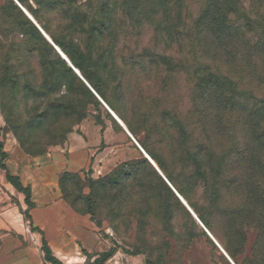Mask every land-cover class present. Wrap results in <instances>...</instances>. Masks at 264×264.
Here are the masks:
<instances>
[{
	"label": "rangeland",
	"instance_id": "374dc122",
	"mask_svg": "<svg viewBox=\"0 0 264 264\" xmlns=\"http://www.w3.org/2000/svg\"><path fill=\"white\" fill-rule=\"evenodd\" d=\"M72 1V8L80 5L87 12L86 24L99 18L101 0ZM116 2L114 37L106 39L96 28L90 38L84 24L80 38H74L108 57L106 65L122 75L128 106L118 108L135 128L136 137L130 134L140 147L169 164L194 155L208 164L228 210L219 216L220 228L208 220L231 261L264 264V110L258 103L264 99V53L189 52L164 40L156 27L161 20L141 3ZM15 5L0 0V206L11 205L20 231H0V264H230L200 227L193 228L196 238L189 244L170 241L167 246L162 240L170 232L153 221L146 229L150 241L142 243L143 234L135 240L122 218L110 213L112 204L91 192L90 181L145 158L84 84L79 90L86 115L80 119L41 114L42 99L30 97L32 87H18L12 98L15 91L5 85L4 71L7 66L16 70L29 56L20 52L24 19ZM200 5L201 0H185L188 23ZM23 67L32 77L30 56ZM44 92L51 102L64 88ZM18 156L46 157L52 169L54 195L39 188L36 197L43 206L32 213L1 169L16 170ZM22 176L37 180L33 168ZM173 232L178 234L176 227Z\"/></svg>",
	"mask_w": 264,
	"mask_h": 264
},
{
	"label": "trees",
	"instance_id": "16d2710c",
	"mask_svg": "<svg viewBox=\"0 0 264 264\" xmlns=\"http://www.w3.org/2000/svg\"><path fill=\"white\" fill-rule=\"evenodd\" d=\"M17 2L32 16L107 107L118 115L128 131L136 137L132 123L127 115L119 112L118 108L128 106L124 103L127 100L122 91V75L106 65L108 57L95 55L92 49L81 44V40L74 38V35L80 38L84 24L91 30L90 38H95L96 28L101 29L106 39L114 37L113 19L117 17L118 2L101 0L99 18L88 24L85 23L87 12L83 11L80 5L72 8L74 3L72 0H31L30 3L28 0H17ZM130 2L141 3L150 16L159 17L160 25L157 24L156 27L164 40L179 43L189 48V52L195 49L198 52H250L251 49L252 52L264 53V0H201L197 16L190 23L183 16L185 0H130ZM15 6H13L15 10L24 19L18 33L20 52L29 53L34 64V72L30 77L31 73L25 71L23 67L29 64V56L21 58L16 70L7 66L3 79L5 85H10L15 91L12 98H16L18 87H32L34 90H31L30 97L35 100L42 99L39 103V107H43L41 114H53L67 119L83 118L86 109L80 100L79 87L84 88V83L17 5ZM250 16H254L255 20ZM87 44L90 46V40ZM51 87L64 88V92L50 102L48 98L50 99L51 95L42 91H48ZM86 92L89 93L90 90ZM258 103L260 109L264 110V99H259ZM141 147L202 225L226 251V246L217 238L208 220L211 218L214 226L220 228L222 224L219 216L225 215L228 211L220 189L209 176L208 164L204 160L200 161L196 155L179 158L169 164L161 156L153 154L147 146ZM1 169L5 172L6 182L23 195L27 208H32L30 188L24 187L18 177L12 176L6 167ZM89 188L96 194L97 199L108 200L112 204L107 205L110 213L119 219L122 218L128 231L135 234V240L139 238L137 241H140V234L144 236L142 243L150 241L146 238V229H149L153 221L162 226L164 231L170 232L162 240L167 246L170 245V241L176 244H189L196 238L193 228L200 226L146 159L123 164L112 176L90 181ZM180 216L186 220L183 221ZM175 227L178 234L173 232ZM201 232L208 238L202 229ZM228 251L227 249L226 252ZM228 255L231 260H235L230 252ZM106 256L109 257L110 254Z\"/></svg>",
	"mask_w": 264,
	"mask_h": 264
},
{
	"label": "crops",
	"instance_id": "0c3cea01",
	"mask_svg": "<svg viewBox=\"0 0 264 264\" xmlns=\"http://www.w3.org/2000/svg\"><path fill=\"white\" fill-rule=\"evenodd\" d=\"M12 159V156L9 158ZM10 162V161H9ZM12 163V161L10 162ZM17 163L18 166L17 168H15L16 170H11L9 168V166L7 165L8 168L7 171L10 173L11 175H16V177L19 178L21 184L23 186H27L30 188L31 191V202H32V208L30 209L31 213L35 210H37V208H41L43 205H41L40 200L36 197L37 196V191L39 190V188L43 189L46 194L48 195L49 192L52 193V195H54L53 192V188H54V182H53V174H52V169H50V161L46 158L43 157L41 159H27L26 157H17ZM27 168H33L35 170L36 176H37V180L32 182L31 180H25L23 178V171L24 169ZM4 173V181L5 180V172L4 170H2ZM7 183V182H6ZM8 184V183H7ZM10 185V184H8ZM10 187H12L10 185ZM13 188V187H12ZM13 190H15L13 188ZM18 195H20V193L16 192ZM35 195V196H34ZM2 196L0 195V202L3 200L1 198ZM23 205H25L24 203V198H23ZM14 218H12V209H11V205H1L0 206V231H10V230H15V231H20L19 225H16L14 223ZM32 222V220H31ZM33 222L36 224V221L33 219ZM42 229V228H41ZM42 231V230H40ZM229 262V261H228Z\"/></svg>",
	"mask_w": 264,
	"mask_h": 264
},
{
	"label": "water",
	"instance_id": "95a60500",
	"mask_svg": "<svg viewBox=\"0 0 264 264\" xmlns=\"http://www.w3.org/2000/svg\"><path fill=\"white\" fill-rule=\"evenodd\" d=\"M15 4L18 6V8L23 12V14L29 19V21L38 29V31L41 33V35L45 38V40L53 47V49L56 51V53L60 56V58L66 63V65L73 71V73L85 84V86L90 90V92L94 95V97L98 100V102L105 108V110L110 114V116L116 121V123L121 127V129L125 132V134L129 137V139L134 143L136 148L139 150V152L144 156V158L150 163V165L154 168V170L157 172V174L161 177V179L166 183V185L170 188V190L174 193V195L177 197V199L180 201V203L184 206V208L187 210V212L190 214V216L193 218V220L200 226V228L205 232V234L208 236V238L212 241V243L218 248V250L223 254V256L229 261L230 264H234L231 259L227 256V254L223 251V249L220 247V245L217 243V241L213 238V236L208 232V230L202 225V223L199 221L195 213L191 210V208L187 205V203L183 200V198L175 191V189L171 186V184L167 181L165 176L162 174V172L159 170V168L156 166V164L150 160V157L144 152V150L139 146V144L134 140L128 129L125 127L123 122L117 117H115L114 113L107 107V105L102 101V99L93 91V89L88 85V83L83 79L81 74L78 72L77 69L73 67V65L70 63V61L67 59V57L61 52V50L51 41L49 36L37 25L35 20L32 18V16L16 1L13 0Z\"/></svg>",
	"mask_w": 264,
	"mask_h": 264
},
{
	"label": "bare ground",
	"instance_id": "6f19581e",
	"mask_svg": "<svg viewBox=\"0 0 264 264\" xmlns=\"http://www.w3.org/2000/svg\"><path fill=\"white\" fill-rule=\"evenodd\" d=\"M13 1V0H12ZM14 2V1H13ZM15 3V2H14ZM18 7V6H17ZM115 115V114H114ZM116 117V116H115ZM117 119H119L118 117H117ZM120 120V119H119ZM116 122V121H115ZM117 124V123H116ZM118 125V124H117ZM119 126V125H118ZM121 128V127H120ZM122 130V129H121ZM150 160H151V158H150ZM228 261V260H227Z\"/></svg>",
	"mask_w": 264,
	"mask_h": 264
}]
</instances>
